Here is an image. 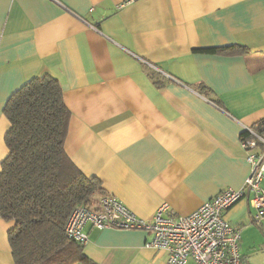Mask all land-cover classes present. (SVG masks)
I'll return each instance as SVG.
<instances>
[{
    "label": "crops",
    "instance_id": "crops-1",
    "mask_svg": "<svg viewBox=\"0 0 264 264\" xmlns=\"http://www.w3.org/2000/svg\"><path fill=\"white\" fill-rule=\"evenodd\" d=\"M229 46L246 53L198 51ZM45 74L61 86L64 149L83 175L140 218L163 203L188 215L250 172L240 139L264 119V0H0V164L4 106ZM224 216L241 230L242 264H264V220L245 199ZM14 224L0 218V264H14ZM86 231L96 264H167L145 247L150 232Z\"/></svg>",
    "mask_w": 264,
    "mask_h": 264
},
{
    "label": "trees",
    "instance_id": "trees-1",
    "mask_svg": "<svg viewBox=\"0 0 264 264\" xmlns=\"http://www.w3.org/2000/svg\"><path fill=\"white\" fill-rule=\"evenodd\" d=\"M198 51L236 55L246 48ZM3 113L10 127L0 164V218L15 222L7 233L14 264H96L63 232L75 205L91 207L104 192L65 152L71 114L59 82L47 74L31 78L10 95ZM258 124L263 133L264 119Z\"/></svg>",
    "mask_w": 264,
    "mask_h": 264
},
{
    "label": "built area",
    "instance_id": "built-area-1",
    "mask_svg": "<svg viewBox=\"0 0 264 264\" xmlns=\"http://www.w3.org/2000/svg\"><path fill=\"white\" fill-rule=\"evenodd\" d=\"M259 124L246 128L240 139L250 172L240 189H224L197 210L184 216L169 215L168 205L161 204L150 219L138 217L120 200L104 194L95 207L75 205L63 232L70 241L82 246L89 241L86 231L105 228L139 229L151 233L146 248L167 254V264H242L241 230L228 222L224 212L245 199L256 221L264 220V132Z\"/></svg>",
    "mask_w": 264,
    "mask_h": 264
},
{
    "label": "rangeland",
    "instance_id": "rangeland-1",
    "mask_svg": "<svg viewBox=\"0 0 264 264\" xmlns=\"http://www.w3.org/2000/svg\"><path fill=\"white\" fill-rule=\"evenodd\" d=\"M100 198L96 199V201L93 203V205L91 207H95L97 205V203H98V201H99Z\"/></svg>",
    "mask_w": 264,
    "mask_h": 264
}]
</instances>
